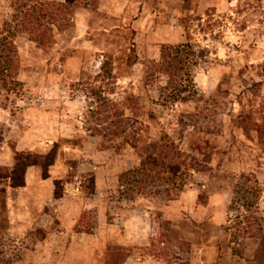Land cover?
<instances>
[{
	"label": "rangeland",
	"instance_id": "rangeland-1",
	"mask_svg": "<svg viewBox=\"0 0 264 264\" xmlns=\"http://www.w3.org/2000/svg\"><path fill=\"white\" fill-rule=\"evenodd\" d=\"M15 1L0 0V32ZM47 1L74 13L51 48L16 39L20 86L0 87V168L16 152L58 156L49 179L34 167L25 188L2 184L7 257L106 264L123 248L125 264H264V222L246 239L233 229L234 207L258 195L249 211L264 218V132L243 123L264 118V0ZM187 43L202 57L199 99L164 104L166 79L149 84L147 67L164 45ZM162 140L183 154L182 181L140 176V147L152 155Z\"/></svg>",
	"mask_w": 264,
	"mask_h": 264
},
{
	"label": "trees",
	"instance_id": "trees-1",
	"mask_svg": "<svg viewBox=\"0 0 264 264\" xmlns=\"http://www.w3.org/2000/svg\"><path fill=\"white\" fill-rule=\"evenodd\" d=\"M73 13L74 10L71 7L47 0L15 1L12 21L7 23L0 32V36H2L0 39V87L17 89L20 86L15 79L18 62L16 39L27 38L40 49L51 48L54 44L55 30L60 26H68L71 23ZM201 62L202 57L197 51V47L191 43L164 45L161 49L160 59L147 67V82L156 84L158 81L166 79V86L162 87L160 92V98L164 104L194 102L199 99V92L194 81V71L201 65ZM106 103H103V108L108 106ZM243 123L260 130L262 133L264 132V118L262 126L257 124L250 115L246 117ZM116 124L119 125V122ZM143 131L144 126L142 125L135 128L134 133L136 134L132 138L136 148L139 147L141 140L143 141L140 136ZM139 151L143 153L139 173L145 182L151 183L156 179H163L165 175L170 176V179L174 181L184 179L183 173L178 175L182 172V165L178 163V160L183 154L169 141L162 140L155 154H144L145 152L141 147ZM57 156V147L43 156L29 152H16L13 168H0L1 207L5 206L4 199H2L6 194L2 188L4 182H7L13 189L25 188L28 171L34 167L40 168L43 178L47 180L50 178V169L55 165ZM62 191V183L56 182V198L62 196ZM256 191L260 192L261 190L257 188ZM258 201L259 195L256 196L251 205L245 204L242 208L234 207V210L240 213L237 216L239 220L233 227L236 240L248 238L257 229L256 225L260 223L261 226V222H264V218L261 216L255 218L249 211L254 209ZM245 209L248 212L242 214ZM257 213L259 214L258 211ZM3 242V235L0 230V264H13V261L7 257L4 251ZM129 256V253L125 252L123 248L109 250L106 255V264H125Z\"/></svg>",
	"mask_w": 264,
	"mask_h": 264
}]
</instances>
